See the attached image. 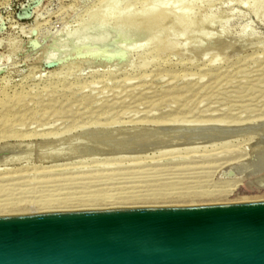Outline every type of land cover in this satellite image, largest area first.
Segmentation results:
<instances>
[{
	"label": "rangeland",
	"instance_id": "374dc122",
	"mask_svg": "<svg viewBox=\"0 0 264 264\" xmlns=\"http://www.w3.org/2000/svg\"><path fill=\"white\" fill-rule=\"evenodd\" d=\"M171 124L207 139L134 158L68 150L100 129ZM263 197L264 0H0L2 212Z\"/></svg>",
	"mask_w": 264,
	"mask_h": 264
},
{
	"label": "water",
	"instance_id": "95a60500",
	"mask_svg": "<svg viewBox=\"0 0 264 264\" xmlns=\"http://www.w3.org/2000/svg\"><path fill=\"white\" fill-rule=\"evenodd\" d=\"M0 264H264V201L0 216Z\"/></svg>",
	"mask_w": 264,
	"mask_h": 264
},
{
	"label": "bare ground",
	"instance_id": "6f19581e",
	"mask_svg": "<svg viewBox=\"0 0 264 264\" xmlns=\"http://www.w3.org/2000/svg\"><path fill=\"white\" fill-rule=\"evenodd\" d=\"M164 16H157V17H153V18H151V19H148V20H143V21H145V24H141V25H149L150 23H152L151 21H160V22H163L164 21ZM149 23V24H148ZM133 25V23H131V26ZM141 28H143V27H141ZM145 28H148V27H146L145 26ZM144 28V29H145ZM150 28V27H149ZM141 30H143V29H141ZM148 30V29H147ZM146 31V30H145ZM110 42H100V46L98 47V48H94V51L96 52V55L97 56H100V55H106L107 53H106V51H107V49H109L110 47ZM69 47L72 49V50H74V51H76L78 54H80L81 52H84V51H87V50H90L91 49V47L89 46V45H86V44H77V43H75V42H73L72 44H70L69 45ZM60 52H61V50L60 49H56V50H54V51H52L51 52V57H56V56H58V54H60ZM52 59H54V58H52ZM177 123H179V122H177ZM184 123V122H183ZM186 125V124H185ZM144 126H145V124H144ZM193 126V125H192ZM191 126V128L193 129H195L196 130V128L198 127V126H196V127H192ZM200 126V125H199ZM204 126V125H203ZM208 127V126H207ZM209 127H210V125H209ZM212 127V126H211ZM200 128V127H199ZM106 129V128H105ZM109 130H104V131H95L94 132V134H92L91 132H90V135L89 136H91L90 138H92L91 140L89 139V141H87V142H85V143H80L81 141H82V138L79 136V139L81 138V141L79 142V144L78 143H76V142H78L77 140L75 141L74 139V141L72 140V144L71 145H69V143H68V145H69V147H70V149H68V150H75L76 151V153H78V156L80 157V155H79V152L80 153H83V152H91L90 154L91 155H93L92 153H95V154H97L98 156H100L98 153H102L101 155L103 156L104 154H108L107 156H112L113 158L115 157V156H131V158H134L135 156H141V155H143V154H145L146 152H148V151H153V149H156V150H158L159 151V153L160 152H166V151H171V150H174V149H177V148H181V147H184V146H192V145H194L196 142L197 143H200L199 141H197V140H199L200 139V136H202V135H199V134H197V133H195V131H194V129L192 130V129H190V125H189V127H188V124H187V126H182V125H179V126H174V124L172 125H156V126H154V127H141V126H134V127H131V128H108ZM201 129H205V127L203 128H201ZM200 129V130H201ZM103 130V129H102ZM198 131H199V129H197ZM196 130V132H198ZM215 130V129H214ZM219 130H221L222 131V129H219ZM227 130H229L228 128H227ZM231 130H233V129H231ZM231 130H229V131H231ZM220 131V132H221ZM226 131V130H225ZM200 132V131H199ZM198 132V133H199ZM203 132H205V131H203ZM213 132V131H212ZM216 132V131H215ZM214 132V133H215ZM201 133V132H200ZM205 133H207V132H205ZM211 133V132H210ZM213 133V134H214ZM217 133H219V132H217ZM236 133V132H235ZM89 134V133H88ZM92 134V135H91ZM202 134H204V133H202ZM208 134V133H207ZM212 134V133H211ZM224 134V133H223ZM230 134V133H229ZM205 135V134H204ZM220 135H222V134H220ZM228 135V134H227ZM227 135H225V136H227ZM233 135V134H232ZM86 135H84V137H85ZM206 136V135H205ZM214 136V135H213ZM217 136H218V134H217ZM207 137H208V135H207ZM211 138H212V135L210 136ZM228 137V136H227ZM89 138V137H88ZM204 138V136L200 139V141L202 142V139ZM214 138V137H213ZM218 138V137H217ZM78 139V138H77ZM84 139H86V138H84ZM205 139H207V138H205ZM205 139H203V140H205ZM219 139V138H218ZM223 139H224V137H223ZM215 140V138L214 139H212V140H210V141H214ZM221 140V139H220ZM229 140V139H228ZM209 141V142H210ZM224 141V140H223ZM227 141V140H226ZM75 142V143H74ZM83 142V141H82ZM44 143H46V142H44ZM48 143V142H47ZM46 143V144H47ZM196 143V144H197ZM215 143V142H214ZM219 143H220V141H219ZM43 144V143H42ZM45 144V146L47 147L48 146V144L46 145ZM195 144V145H196ZM201 144V143H200ZM204 144V143H203ZM41 145V144H40ZM39 145V146H40ZM204 146V145H203ZM205 146H206V144H205ZM213 146V145H212ZM26 147V146H25ZM45 147V148H46ZM196 147V146H195ZM23 148V147H22ZM40 148V147H39ZM25 149V148H24ZM31 149H32V147H31ZM31 149H30V151H31ZM67 149H66V151H67ZM27 151V150H26ZM41 151H42V149H41ZM43 151H45V150H43ZM42 151V152H43ZM65 151V150H64ZM63 151V152H64ZM78 151V152H77ZM25 152V151H24ZM63 152H62V150L61 151H55V152H53V153H47V154H51L53 157H57L58 159H60V161H61V158H59V157H62L63 156ZM69 152V151H68ZM27 152H25V154H26ZM40 153V152H39ZM46 153V152H45ZM66 153V152H65ZM70 153V152H69ZM153 153H154V151H153ZM30 154H32L31 152H30ZM66 154H68V153H66ZM72 154H74V153H72ZM95 154H94V156H91V155H89V157L91 156V157H96L95 156ZM149 154V153H148ZM156 154V153H155ZM69 156L71 155V154H68ZM84 155V154H83ZM114 155V156H113ZM65 156V155H64ZM69 156H67V157H69ZM72 156V155H71ZM77 156V158H79ZM85 156V155H84ZM86 156H87V154H86ZM133 156V157H132ZM138 156V157H139ZM51 157V156H50ZM105 157V156H104ZM75 158V157H74ZM82 158H83V156H82ZM130 158V157H129ZM51 159V158H50ZM56 159V158H55ZM63 159V158H62ZM69 159V158H68ZM71 159V158H70ZM69 159V160H70ZM72 159H73V156H72ZM117 159V158H116ZM121 159V158H120ZM124 159H126V158H124ZM123 158H122V160H124ZM64 160V159H63ZM67 160V159H66ZM115 160V159H114ZM56 161V160H55ZM132 161V160H131ZM125 162V161H124ZM134 164V163H133ZM264 198V197H263ZM262 198V199H263ZM261 200V199H260ZM240 201H243V202H241V203H253V202H263L264 201V199L263 200H261V201H259V198L258 199H247V198H245V199H242V200H240ZM156 204V203H155ZM137 205H139L138 207L140 208V207H146V205L144 204V206H140V205H142V204H137ZM151 205V204H150ZM150 205H147V206H149V207H167L166 205H162V203L161 204H156V206H150ZM153 205V204H152ZM81 206H83V205H81ZM96 207V206H95ZM109 207V209H116L117 207V209H121L120 207H124V205H121V206H112L111 207V205H109L108 206ZM114 207V208H113ZM126 208L127 207H132V208H138L137 206H135V204L134 205H131V206H125ZM124 207V208H125ZM92 209H107V207H103V206H98V207H96V208H94V206L93 205H90V206H85V207H69V208H62V207H58V208H56L55 210H49V209H41L42 211H65L66 210V212L68 211V210H74V211H82V210H92ZM20 211H22V210H13V211H4V212H2L1 210H0V215L1 214H7V213H19ZM21 213V212H20ZM19 213V214H20ZM25 213V212H24ZM23 214V213H22ZM8 215V214H7ZM14 215V214H13Z\"/></svg>",
	"mask_w": 264,
	"mask_h": 264
}]
</instances>
